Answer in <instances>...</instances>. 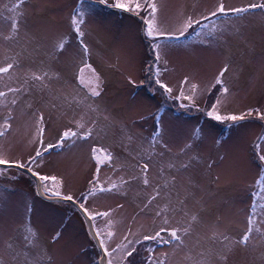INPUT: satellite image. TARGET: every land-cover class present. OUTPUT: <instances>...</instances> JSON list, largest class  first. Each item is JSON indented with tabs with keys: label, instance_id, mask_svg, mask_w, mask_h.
<instances>
[{
	"label": "rangeland",
	"instance_id": "374dc122",
	"mask_svg": "<svg viewBox=\"0 0 264 264\" xmlns=\"http://www.w3.org/2000/svg\"><path fill=\"white\" fill-rule=\"evenodd\" d=\"M261 2L155 0L157 29L185 33L179 40H159L161 60L156 62L150 47L155 42L145 35L141 19L145 12L137 16L98 0H0V66L14 65L0 78V90L7 91L6 85L25 89L0 98V130L5 118L11 123L0 137V158L26 162L35 154L41 115L45 144L83 124L80 131L92 129L89 139L66 141L45 153L33 170L58 177L62 193L86 199L85 207L111 213L107 219L114 236L103 237L109 251L127 243L126 235L134 241L129 245L136 248L133 256L122 259L121 250L113 251L107 264L108 259L148 264L163 254L165 264H264V210L253 196L264 177V162L258 159L264 154V120L258 115L264 114V10L185 28L189 17L209 15L221 3L239 8ZM81 9L83 36L78 37L72 20ZM13 23L19 25L16 33ZM85 62L95 69L85 70V81L95 87L99 77V96L80 83ZM149 65L159 68L171 94L155 83ZM225 68L227 93L216 85ZM33 74L44 78L32 80ZM181 90L192 101L177 98ZM217 99L221 115H253L216 121L207 112ZM97 146L111 153V164L96 163L92 149ZM145 163L148 185L143 183ZM97 168L103 186L116 183L118 189L89 196ZM250 215L256 220L250 241L240 244ZM93 222L96 231L106 227L103 218ZM161 226L180 228L184 243L143 241ZM100 257L75 205L43 198L24 169L0 175V264H99Z\"/></svg>",
	"mask_w": 264,
	"mask_h": 264
},
{
	"label": "snow or ice",
	"instance_id": "6c2138e0",
	"mask_svg": "<svg viewBox=\"0 0 264 264\" xmlns=\"http://www.w3.org/2000/svg\"><path fill=\"white\" fill-rule=\"evenodd\" d=\"M23 2V0H21ZM100 4L108 5V0H98ZM110 7L122 10L124 12H129V13H134L137 16H140L141 12H145L146 16L141 17L145 28L144 32L145 35L150 39V41H154L155 43L150 44V47L153 49V55L155 58L156 62H159L161 60V54H160V49L161 45L159 43V40H179L184 37L185 33L184 31H181L179 35L175 34H169L163 31H160L157 29L155 25V16L157 13V6L155 3V0H113V2L108 5ZM264 10V2L261 3H251L246 7H239V8H226L223 3H221L214 11H212L209 15L203 16L199 19H193L191 17L188 18L185 28L186 29H193L195 26H204L203 21L204 20H210L213 17H218V16H229V15H237L240 16L241 14L248 13L252 10ZM84 11L78 10L77 14L73 17L72 23L74 25V31L77 34L78 37L83 36V32L81 31V24L84 23ZM19 25L18 23H13L12 24V30L14 33L18 31ZM215 31V25H213V31L209 32L208 35H213V32ZM197 35H200V33H197ZM7 39H10L11 37H6ZM81 46L83 47V50L85 53H87L88 48L87 45L83 43V40H81ZM60 48L63 49V44L60 45ZM14 67L12 63L7 64L6 66H0V78H3L6 74L10 73V70ZM149 69L154 71L155 73V83L159 85V88L163 89L165 92L171 94L172 93V88L169 87L168 85L162 83L159 79V74L160 70L156 65H149ZM85 70L95 72V69L92 68L90 64H87L85 62L84 67L80 69L79 72V80L81 84H85V86L90 88L91 95L93 96H99L100 95V85H99V77H97V83L95 84V87L91 86V82H86L85 81ZM227 71V68L221 71L220 75L216 79V85H219L220 88H218V91H223V93L228 92V88L224 85V81L222 77L224 76V73ZM43 76H38L33 74L31 79L35 81H42ZM184 84H187V80L183 82ZM7 87V91H2L0 90V98H6L9 93L12 94H19L25 89L19 88V87ZM196 85H192V89H196ZM180 99H186L189 101H192L191 96H185L183 91L181 90L179 97ZM16 100L13 99L11 100V104H16ZM220 103L219 99L216 100V102L211 106V109L207 112V115L211 117L212 119L216 121H242L245 119L246 116H252L253 112L249 111L244 115H221L219 114L217 110V105ZM192 106L194 107L195 104L193 102ZM186 107V105H184ZM9 115L11 113L9 112ZM259 118L261 120H264V114H259ZM44 123V117L41 115L38 118L37 121V131L39 135V147H37L35 154L32 155L26 162H21V161H10L7 159L0 158V175L6 174V171L8 169H24L27 172L31 173L32 176L36 178V180L39 182V188L43 190L44 192L51 193L55 197L63 200V201H70L73 203H76L78 207L83 211V213L88 217L90 221H96L97 218H103L106 221V227L102 230H97L95 231V235L100 238V245L101 248L105 254L106 257H111L113 251L121 250L124 253V256L122 259H126L127 257L133 256V254L136 252V248L133 246L129 248V245H133L134 241L129 240L128 236H124V240L127 241V243H122L118 245L117 249H113L112 251H109L108 248L105 246V239L103 237H107L111 239L114 236L113 231L111 230L112 228V221L110 219H107L110 217L111 213L108 211L104 212H99V211H93L88 207H85V200L81 201H76L74 200V197L71 194H64L61 191V188L63 186V182L56 176L52 175H45L42 174L38 171L33 170V165H39L40 158L44 157L45 153H50L53 149L56 148H63L66 144V141H72L73 143L76 140H87L92 136V129L88 128L85 131H80V129L84 128L83 124L78 123L76 125V128H67L64 130L60 136L59 139L55 143H49L45 144L43 141V136L45 132V128L42 126ZM3 130H0V137H3L6 134V131L11 128V123L10 121L5 118L3 122ZM198 131V130H197ZM261 142H264V137H261ZM257 148L260 147V144H257ZM93 153V159L96 161L98 165H104L106 163L111 164L113 160V156L111 153L107 151V149H104L102 147H93L92 149ZM258 159L261 162H264V154H259ZM147 170H148V164L145 163L142 167V171L145 174V178L143 180V183L145 185L149 184V180L147 179ZM127 183V181H125ZM257 185L260 188V193H253L254 197H257L260 201H262L258 207L261 210H264V177H261L257 181ZM119 185L116 183H112L110 187H105L101 183L100 176H99V168H97V172L95 175V180L92 182V187L89 189V196H94L98 192L99 193H104V192H112L113 190L118 189ZM159 195V192L157 191L155 195L151 197V199L148 201L150 204L152 200L156 199V196ZM257 205L254 203L252 206V212L254 213L256 210ZM164 211H167L165 209ZM157 215H160L159 212H157ZM193 220H196V217H192ZM163 223L167 225L169 223L168 219L165 218ZM248 223L250 227L248 228L247 232L242 236L241 240L238 241L240 244L247 245L250 241L251 234L253 232V228L251 227L252 225H255L256 220L253 218L252 215L248 217ZM181 231L180 228L178 227H171V228H166L161 226L158 230H155L152 234L150 235H144L143 236V241H154L156 243H163V244H170L173 240L178 241L179 243L183 244L184 240L182 236L179 234ZM190 229L188 227L183 228V233L185 236L189 234ZM256 231H260L259 229H256ZM164 233L167 234L168 238H165L163 235ZM27 239V237H25ZM215 239V236L213 237ZM226 239V237H224ZM151 252L152 249H149ZM103 259V257H102ZM165 259H166V254H163L162 257H156V258H149L148 264H165ZM108 264H112V260L108 259Z\"/></svg>",
	"mask_w": 264,
	"mask_h": 264
},
{
	"label": "water",
	"instance_id": "95a60500",
	"mask_svg": "<svg viewBox=\"0 0 264 264\" xmlns=\"http://www.w3.org/2000/svg\"><path fill=\"white\" fill-rule=\"evenodd\" d=\"M93 1H96V0H93ZM28 173H29V172H28ZM30 174H31V173H30ZM31 175H32V174H31ZM33 177H34V176H33ZM34 178H35V177H34ZM35 180H36V178H35ZM36 181H37V180H36ZM37 191H38V193H39L43 198H45V199H47V200H51V201H63V200H61V199L55 197L54 195L48 194V193L44 192L43 190H41V189L39 188V182H38V181H37ZM63 202H68V203H71V204L75 205V206L78 208V210L82 213V215H83V217H84V219H85V221H86V224H87V226H88V229H89V231H90V234L92 235V238L94 239V241L96 242L98 248L100 249L101 257H100V259H99V264H107V257L105 256V254H104V252H103V250H102V248H101V245H100V238L97 237V236L95 235V231H96V229H95V226H94V222H93V221H90V220L88 219V217L83 213V211H81V209L78 207V205H77L76 203H73V202H70V201H63ZM102 257H103V259H102Z\"/></svg>",
	"mask_w": 264,
	"mask_h": 264
},
{
	"label": "trees",
	"instance_id": "16d2710c",
	"mask_svg": "<svg viewBox=\"0 0 264 264\" xmlns=\"http://www.w3.org/2000/svg\"><path fill=\"white\" fill-rule=\"evenodd\" d=\"M212 19H214V17H213ZM212 19H210V20H204V21H203V24H204V23H208V22L211 21ZM194 28H196V27H194Z\"/></svg>",
	"mask_w": 264,
	"mask_h": 264
}]
</instances>
